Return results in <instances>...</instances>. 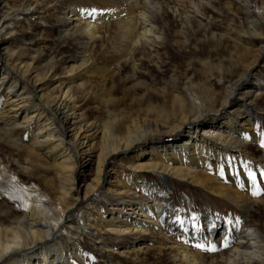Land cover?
I'll return each instance as SVG.
<instances>
[{
    "label": "bare ground",
    "instance_id": "1",
    "mask_svg": "<svg viewBox=\"0 0 264 264\" xmlns=\"http://www.w3.org/2000/svg\"><path fill=\"white\" fill-rule=\"evenodd\" d=\"M105 1L109 4L107 12L98 8L90 13L79 6H68L70 14L62 17V28L66 31L73 26L81 27L90 39H95L103 17L119 11L124 16L120 24L128 45L119 59L129 56L134 60L139 47L146 48L149 56L159 53L168 36L153 19L164 12L166 0ZM180 1V16H185L192 26L196 24L201 27L207 35H212L213 26L206 23L203 13L208 9L204 3L211 8L214 5L209 0ZM4 22V19H0V36L4 31ZM213 36H216L215 33ZM13 57L14 54L7 47L0 45V121H5L7 133L17 129H22V133L28 132V138L25 139L23 134H17L16 138L28 144L24 149L38 162H43V157L47 156L56 164L60 163L54 166L59 186L53 201L44 193L20 186L19 178L10 174L3 165L0 152V264H68L72 249H65L63 241L78 239L87 242L94 238L89 221L94 217V212L105 208L102 200L117 202L114 203V210L119 211L107 222L106 229L120 236L151 232L158 233L160 237L165 232L175 234L181 241L170 246L167 239L150 244L160 248L168 246L167 249L174 253V258L181 264H205L188 251L186 244L207 240L215 243L217 236H220L225 247L230 248L228 254L221 257L223 264H264V237L258 230L250 226L242 228L239 222L222 220L209 211L194 214L185 208V202L179 206L169 203L167 190L159 194L155 186L140 181V176H135L134 182H128L126 176L121 179L111 165L117 155H127L131 170L159 172L163 189L172 186L174 176L185 178L194 175L195 179L202 176L199 184L219 198L234 195L239 200L253 203L256 196H251L250 191L243 194L236 188L238 183L244 182L243 166L249 165L250 160L226 146L236 145L234 141L237 138L264 148V141L260 142V137L254 132L260 116L249 105L241 103L237 109H245L247 117L240 126L224 111L243 86L248 85L245 95L262 90L260 84L249 86L247 81L252 77L256 60L264 59V47L244 77L230 85L224 94L210 96L208 103L215 109L216 117L208 122L203 120L211 117L212 111L199 97L198 86L189 84L183 95L178 83H174L172 90L175 100L181 106V115L175 123L171 124L160 116L157 121L136 120L126 137L115 136L111 127L106 126V134L113 140V145L103 147L96 159L93 183L85 190L81 184L76 190L74 187L78 186L76 182L79 183L84 173L85 160L89 158H85L89 153L86 144L88 139L95 136L97 122H89L82 116L72 119V116L77 113L75 86L86 88L84 79L93 72L88 70L85 74H77L74 67L68 66L69 82L60 95L45 96L37 86L41 79L30 74L32 67L22 64L20 58L14 61ZM117 71H113L112 76L121 73L120 64ZM33 131H37V134L34 135ZM46 149L48 151L43 153ZM255 168L264 172V165ZM112 174L115 175L114 180L109 179L105 185ZM132 186L146 194L148 202H138L132 198ZM86 202H89L90 208L82 211V204ZM249 203L242 209L244 215L248 212ZM77 209L80 210L76 212ZM93 245L96 252L103 251L98 250V243ZM130 248L140 251L144 243H134ZM210 264L218 263L213 260Z\"/></svg>",
    "mask_w": 264,
    "mask_h": 264
},
{
    "label": "rangeland",
    "instance_id": "2",
    "mask_svg": "<svg viewBox=\"0 0 264 264\" xmlns=\"http://www.w3.org/2000/svg\"><path fill=\"white\" fill-rule=\"evenodd\" d=\"M209 1L214 8L204 3L208 8L203 13L204 20L213 26V34L216 36L207 35L201 27L196 24L192 26L185 16H180L181 1L166 0L163 5L164 12L153 19L168 36L165 47L153 56L148 55L146 48L139 47L137 57L132 60L129 56L127 59H119L120 54L125 53L128 47L120 24L124 16L119 11L103 17V21L98 24L95 39H90L84 28L73 26L66 31L62 28V17L70 14L68 6H79L90 13L98 8L107 12L108 1L0 0V19L5 21L0 45L7 47L14 54V61L20 58L22 64L32 67L31 76L41 79L37 82L41 94L60 95V91L69 82L66 71L68 66L74 67L77 74H85L88 70L93 72L84 79L86 88L75 86L74 90L78 102L76 101L77 113L72 119L82 116L89 122H97L99 129H96L95 136L87 141L86 148L88 147L89 153L85 158H89L85 160L87 164L79 183L76 182L78 186L74 187L75 190L80 184L84 185L85 190L93 183L92 175L97 157L104 146L113 145V140L106 134L107 127H111L115 136L126 137L135 126L136 120L157 121L161 117L171 124L175 123L181 115V106L175 100L172 90L174 83H178L182 94L189 84L198 86V96L206 102L208 110L212 111L211 117L203 120L208 122L216 117L215 109L208 103L210 96L224 94L230 85L244 77L248 67L259 57L264 47V0ZM257 60L252 77L247 82L249 86L260 84L262 90L245 95L248 85L243 86L224 112L242 126L247 114L245 109L237 108L241 103L249 105V108L260 116L254 132L260 137V142H263L264 59ZM119 64L121 73L112 76ZM6 130L5 121H0V152L3 165L8 168L10 174L19 178L20 186L37 190L54 200L59 186L57 169L54 166L60 163L56 164L47 156L43 157V162H38L24 149L28 144H23L16 138L23 134L26 139L28 132L22 133V129H17L7 133ZM33 134L36 135L37 131H33ZM238 140L236 138L234 141L236 145L226 147L250 160L249 165L243 166L245 180L238 183L236 188L243 194L250 191L251 196H256L253 203L239 200L234 195L219 198L199 184L202 176L196 179L194 175L185 178L174 176L172 186L163 189L159 172L150 169L131 170L127 155H117L111 165L120 174L121 179L126 176L129 178L128 182H134L135 176H140V181L155 186L159 194L167 190L169 203L173 202L179 206L185 202V208L194 214L209 211L222 220L239 222L242 228L250 226L264 237V172L255 168L264 165V148L257 143ZM14 143L18 144V148ZM46 151L48 149L42 152ZM26 169H29L28 172H25ZM114 177L112 174L105 185L114 180ZM132 188V198L138 202H148L146 194L133 186ZM72 195L70 197L74 200ZM102 202L105 208L94 212V217L89 221L93 242H81L78 239L73 242L63 241L65 249H72L68 264H181V261L174 258V253L167 249L168 246L181 241L175 234L165 232L164 236L160 237L158 233L153 232L124 236L112 233L105 226L113 214L119 212L114 210L117 202ZM247 203L249 209L244 215L242 209ZM89 208V202L82 204V211ZM78 210L80 209L76 212ZM166 239L168 246L163 248L150 244L152 241ZM137 242L144 243V248L140 251L130 248ZM95 243L99 244L98 250H103L102 252H96L95 248H92ZM186 245L188 251L205 264H210L213 260L223 264L221 257L227 255L230 250L221 242L220 236H217L215 243L207 240ZM213 246L216 250L209 251Z\"/></svg>",
    "mask_w": 264,
    "mask_h": 264
},
{
    "label": "snow or ice",
    "instance_id": "3",
    "mask_svg": "<svg viewBox=\"0 0 264 264\" xmlns=\"http://www.w3.org/2000/svg\"><path fill=\"white\" fill-rule=\"evenodd\" d=\"M253 179H255V176L252 177ZM254 194H258V193H254ZM198 247H203L202 245H197ZM209 251H215L216 248L213 246L211 248L208 249Z\"/></svg>",
    "mask_w": 264,
    "mask_h": 264
}]
</instances>
